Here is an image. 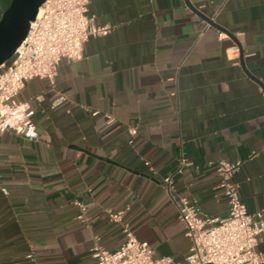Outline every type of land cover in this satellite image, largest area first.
<instances>
[{"label":"crops","instance_id":"obj_1","mask_svg":"<svg viewBox=\"0 0 264 264\" xmlns=\"http://www.w3.org/2000/svg\"><path fill=\"white\" fill-rule=\"evenodd\" d=\"M10 2L0 0V17ZM88 9L110 33L63 60L53 87L35 78L19 93L38 137L0 136V264H94L96 245L125 239L109 210H126L156 257L183 260L191 241L177 201L226 216L223 159L241 162L232 180L248 212L264 210V0H89ZM182 158L191 165L176 174Z\"/></svg>","mask_w":264,"mask_h":264},{"label":"built area","instance_id":"obj_2","mask_svg":"<svg viewBox=\"0 0 264 264\" xmlns=\"http://www.w3.org/2000/svg\"><path fill=\"white\" fill-rule=\"evenodd\" d=\"M88 4L89 0H45L36 18L30 22L25 39L12 57L0 65V136L12 131L27 139H36L38 129L34 106L31 101L18 99L25 82L40 78L53 87L63 60L81 59L90 37L110 33L111 26L94 24L88 13ZM262 82L264 85V80ZM63 99L64 96H59L57 101ZM129 132L134 136L137 128L131 127ZM145 163L154 170L148 161ZM240 164L239 161L223 159L216 166L219 186L229 203L226 216L203 215L187 197L177 201L185 234L191 241L183 260L171 256L156 257L152 246L138 239L124 221L126 210H109L110 220L121 224L125 239L114 250L96 245L92 250L94 264H263L264 253L258 245L264 232V210L250 214L242 201L238 186L232 180ZM189 165L191 162L182 158L175 173H181L183 167ZM165 181L172 196V175ZM75 205L79 208L77 219L86 222V205L77 200Z\"/></svg>","mask_w":264,"mask_h":264},{"label":"water","instance_id":"obj_3","mask_svg":"<svg viewBox=\"0 0 264 264\" xmlns=\"http://www.w3.org/2000/svg\"><path fill=\"white\" fill-rule=\"evenodd\" d=\"M45 0H11L0 17V65L8 61L25 39L30 22ZM214 26V22L209 20Z\"/></svg>","mask_w":264,"mask_h":264}]
</instances>
